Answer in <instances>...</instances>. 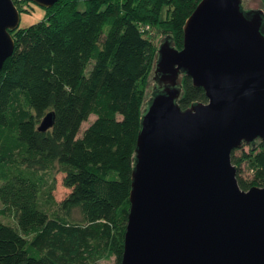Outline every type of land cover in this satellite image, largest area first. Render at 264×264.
Here are the masks:
<instances>
[{"label":"trees","instance_id":"1","mask_svg":"<svg viewBox=\"0 0 264 264\" xmlns=\"http://www.w3.org/2000/svg\"><path fill=\"white\" fill-rule=\"evenodd\" d=\"M201 1L60 0L47 21L12 33L15 51L0 73V201L16 226L0 221V264H122L146 86L159 51L148 33L156 29L181 50ZM182 90V109L208 102L189 77ZM49 113L55 124L40 132ZM243 147L231 155L239 186L262 188L264 141ZM54 171L71 191L55 213L40 206L43 173ZM75 210L79 223L68 220Z\"/></svg>","mask_w":264,"mask_h":264},{"label":"water","instance_id":"2","mask_svg":"<svg viewBox=\"0 0 264 264\" xmlns=\"http://www.w3.org/2000/svg\"><path fill=\"white\" fill-rule=\"evenodd\" d=\"M51 9L60 0H17ZM21 16L0 0V73ZM158 84L144 111L122 264H264V187L240 188L231 155L264 141V11L202 0L181 50L158 51ZM207 103L182 109V78ZM55 124L49 113L38 130Z\"/></svg>","mask_w":264,"mask_h":264},{"label":"rangeland","instance_id":"3","mask_svg":"<svg viewBox=\"0 0 264 264\" xmlns=\"http://www.w3.org/2000/svg\"><path fill=\"white\" fill-rule=\"evenodd\" d=\"M243 1V7L245 11H249V10H262L264 11V2L263 0H242ZM14 3L17 7V9L20 12V16H21V22H20V27L18 30H24V29H29L37 24H40L42 22H45L49 19V15L51 13H55L56 9H57V5L56 8H51V9H46L44 7H40L39 5H37L34 2H20L17 0H14ZM85 5L83 3L79 4L78 9L80 11H84L85 10ZM23 36V35H21ZM148 37L154 42V44L156 45L157 49L159 50L160 46L165 43V40L167 39V36H165L164 34L159 33L156 29H151V31L148 33ZM13 38L15 39V37L13 36ZM25 38L22 37V39H20V50L22 51V42L24 41ZM174 47V46H173ZM158 58V57H157ZM157 61V59H156ZM155 67L156 64L154 63V67L152 69V73L150 75V78L147 82V86H146V95H145V100H144V105H143V111H145L148 108V102L150 101V99L152 98L153 93L155 92L156 88L158 87L157 82L155 81ZM96 116H91L88 122H85L82 125V133L96 120ZM243 150L245 152L249 151V147L245 146L243 147ZM238 155H241V153L239 152ZM242 170H243V175L244 178L246 179H251V175L252 173L249 171V169L246 167V164H244L242 166ZM43 177L45 180L44 183V187L42 190V194L40 196V203H41V207L45 210H52L53 213L56 212L57 209V203L59 204L60 202H62L65 197L71 192L70 190L66 189L63 186V174H60L56 171L54 172H49L44 174L43 173ZM1 184V183H0ZM52 196V199H50V196ZM4 209L3 204L0 201V221L4 222L5 224L11 225V226H16V222L14 217L11 214L8 215H2V210ZM52 213V212H51ZM52 213V214H53ZM59 215H61L62 217H65V215L60 211ZM68 220L70 222L73 223H79L81 221V216L78 210H75L73 215L71 217L68 218ZM98 264H115V258H112L109 261H105L102 260L100 261Z\"/></svg>","mask_w":264,"mask_h":264}]
</instances>
